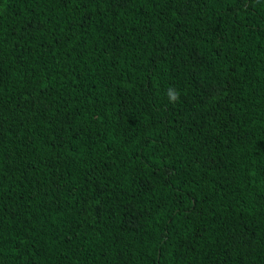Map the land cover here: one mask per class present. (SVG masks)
<instances>
[{
    "label": "trees",
    "instance_id": "trees-1",
    "mask_svg": "<svg viewBox=\"0 0 264 264\" xmlns=\"http://www.w3.org/2000/svg\"><path fill=\"white\" fill-rule=\"evenodd\" d=\"M0 264H264V0H0Z\"/></svg>",
    "mask_w": 264,
    "mask_h": 264
}]
</instances>
